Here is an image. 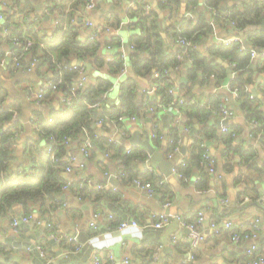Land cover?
I'll list each match as a JSON object with an SVG mask.
<instances>
[{"label":"crops","instance_id":"obj_1","mask_svg":"<svg viewBox=\"0 0 264 264\" xmlns=\"http://www.w3.org/2000/svg\"><path fill=\"white\" fill-rule=\"evenodd\" d=\"M85 1H0V95L2 99L0 106L13 104L16 108L11 115V121L7 123L8 126H13V130L17 132L13 143V160L9 168L11 179L20 177L17 173L21 169H28L33 161H38V150L40 151L46 145V139L38 134L35 112L40 110L46 115L49 110L58 109L65 97L57 89L50 91L46 99L44 97L43 102L41 101L39 104L36 102L35 94L44 84L50 82L52 71L47 66L32 64L34 58H31L29 53L24 54L18 60L19 65H17L13 58L15 44L12 43L11 38L19 39V36L16 35L18 32L25 34L26 23L32 24L38 36H42L51 34L54 28L61 25L62 22L63 30L73 28L78 33V39L84 40L91 35V29L85 25L86 19L91 20L93 24H107L110 19L113 20V17L117 16L120 24L113 29V33L121 38L120 49L124 57V67L118 74L109 72L105 67H99L90 60L82 61L77 57L71 60V66L78 68L73 87L79 85L81 76L86 77L83 86L94 82L98 77L109 78L112 85L109 91L103 95L107 101L99 103L97 106L93 105L91 108V114L94 110L99 117L90 124V132L85 129L80 138L69 139L67 143L64 142V146L58 148L60 149L59 156L63 162L68 163L67 159L75 156V160L70 164L71 172H66L63 168L61 176L70 185L75 182L86 186L88 191L98 189L104 191H99L98 198L94 195L93 201H90L77 198L71 194L69 189L63 188V193L57 199V204L45 215L39 211V204L35 203L33 213L30 214L39 224L34 221L22 223L16 230H12L10 221L12 217L18 218L21 215L22 206L15 205L9 214L0 213V247L6 249L5 253L0 252V257L13 258L12 261H0L1 264H94V255L101 259V264H126L124 263L125 259H127V264H250L253 254L249 255L248 249L252 245L258 247L260 240H264V179L251 174L238 153L227 152V145L221 139L222 126L227 125L228 128L233 125L235 127L231 146L237 149L241 148L243 151L252 149L255 152L253 160L259 164H262L264 160V135H253L251 129L254 127L253 121L255 120L248 121L240 110L237 103L238 94L233 91L236 88L231 91L229 83L223 85L227 72L219 83L216 73L221 72L219 68H215L216 72L207 75L201 71L194 79L193 84L188 78L189 65L186 64V62L190 64L193 62L182 60L174 71L170 69L174 100L180 97V100L183 101L185 96L190 100L189 105L193 106L192 109L189 107L187 110L205 109L207 116L205 119H200L208 125L214 126L217 131V139L207 140L206 143L208 154L214 159V173H211L207 166L208 177L199 188L198 183L201 179L197 170H193L190 176L182 180L175 174V169L181 161H185L188 147L193 141L192 135L201 126V122L196 116L190 117L181 111L173 102L175 108L171 109H168L167 106L156 109L152 105L158 97L155 91L151 93L148 91L155 84L153 78H155L157 70H153L149 76H136L138 81L137 100L147 103L143 113L128 114L119 120L110 116L109 108L113 104L121 103L120 84L127 76L133 74L129 56L130 39L135 35H140L142 29L129 25L133 20H136L132 18L129 11L138 0H97L95 8L90 11L85 9ZM143 1L145 9L149 7V10L154 9L157 2L156 0ZM204 2L205 0H200L188 11L181 8L179 14L186 15L195 21L200 14L207 11ZM239 2L240 0H229L227 5ZM113 4H115L113 8L116 10L112 9ZM53 6L54 11L52 10ZM123 6H126L124 21L121 20L117 12ZM157 14L159 26L163 28L169 26V13L160 10ZM207 14L209 18V11ZM12 22H15L16 28L11 26ZM122 23L128 27L127 35L130 36L128 42H126V36L119 35L118 28ZM211 25L213 31L208 33L200 44V50L207 56V62H209V58L213 59L214 57L209 55V48L220 39L235 34L232 29H226L223 25H214L213 22ZM13 29L18 31L15 35L11 34ZM237 34L240 35V33ZM108 35L106 33L102 37L107 38ZM161 35L166 37L164 30ZM124 45L127 48L124 49ZM117 50V48L106 46L105 61L112 60L113 54ZM74 59H79L81 64L76 65L73 62ZM214 59L222 64L225 70L228 67L234 72L233 64L231 65L219 57H214ZM84 63H89L90 68L87 69ZM29 66L31 68L28 70ZM183 77L186 78V81H181ZM262 85H264L263 72L255 75V79L248 89L250 93L252 89H255L262 94L264 90ZM215 97H219L220 103L234 113L232 120L226 124H218L221 117L217 113L218 106L212 104ZM260 102V108L264 111V99H261ZM42 105L48 110L42 109ZM149 107L155 109L154 117L160 122L162 131L167 134L168 129L175 126L180 133V151L174 154L171 159L168 158L165 150L168 142L149 137V123L153 118L151 112L147 110ZM105 111H107L106 114L100 116ZM24 115L25 118H23ZM131 117H136V119L133 120ZM86 138L91 143L88 154L81 152ZM134 138L137 141L148 140L162 158L172 162L169 176H166L151 160L146 149L139 143L132 142ZM100 142L104 145L100 146ZM181 147H184V153L181 152ZM30 148L36 150L31 152ZM117 149L126 156L128 153L134 152V149L145 153L147 157L143 160L139 157H132L126 168L131 169V174L140 180L145 178L147 173L160 177L161 184L167 183L171 193L165 195L163 191L156 189H152L150 193L147 188L134 183V178L128 177L130 180L121 182L119 178L125 168L121 164L122 156L116 154L115 150ZM51 152L53 153L52 150ZM110 172H114L118 182L116 185H113L105 177ZM140 183L143 184V182ZM247 184L249 189L245 193ZM165 203H169L168 206H165ZM83 205H87L88 208L84 209ZM160 213H166L170 217V221L161 228H154L155 216ZM198 213L204 217V221L199 226L205 237L198 248L191 249L188 231L176 217L184 219L183 216H186L188 219H193L198 216ZM129 219H134L137 225L118 229V224L122 220ZM225 221H230L232 227L234 226L239 232L250 231L255 226L256 236L234 241L228 230L221 228L220 233H214L209 227L212 222L222 225ZM47 222L53 223L56 230L62 234L77 236V242L67 243L68 246L65 249L61 246V240H54L49 235L46 237L44 234L47 226L44 223ZM91 223L94 226H91ZM81 234L87 237L84 242L79 239ZM32 235H34L33 240L30 239ZM9 236L17 240H30L34 249L14 247L4 241ZM77 247H79L78 250H76ZM110 256L113 257V261L110 260Z\"/></svg>","mask_w":264,"mask_h":264},{"label":"trees","instance_id":"obj_2","mask_svg":"<svg viewBox=\"0 0 264 264\" xmlns=\"http://www.w3.org/2000/svg\"><path fill=\"white\" fill-rule=\"evenodd\" d=\"M155 8L150 9L145 13V2L138 0L136 5L129 11L133 16V20L129 25L141 27L142 32L140 35L131 37V51L130 62L133 74L120 84V99L121 103L113 104L110 110L111 118L115 120L121 119L128 114L136 113L137 115L143 113L146 109V101L137 100L138 81L136 76H149L153 70H157L159 75L154 79L157 84L155 94L158 97L152 105L158 109L160 106H168L172 102L175 103L181 111L187 113L190 117L196 116L201 122V126L196 129L192 135V143L188 147L187 154L184 158V165H177L176 169L182 173L180 179L185 180L190 176L193 170H197L200 176L198 187H202V183L207 179V159H203V154L207 151V140L217 139L216 129L214 126L208 125L204 120L207 114L205 109L187 110L193 108L190 100L184 96L183 101L180 103V97L174 100L173 94L169 93V89L173 86L171 72L180 65L181 60L177 59V54L184 48V45L178 43L179 37L184 38L190 42V45L185 46L187 53L193 59V63L187 70L188 78L193 82L201 71L210 74L216 72L215 68L221 70L217 73V80L220 83L221 78L226 76L225 67L215 61L214 57L222 58L229 63L235 64L233 67L234 75L229 82L231 89H237V103L240 110L244 113L248 121L256 120L257 125L252 127L251 132L253 135H264V111L260 108V100L258 97H250L249 85L253 83L255 75L264 73V54L259 55L255 62H252L250 51L251 49L264 50V26L262 20L264 18V0H240L238 4L227 5L229 0H205L206 13L200 14L195 21H192L188 16L179 14L182 8L188 11L193 5L199 3L200 0H156ZM134 9V10H133ZM54 11V6L53 9ZM163 10L169 13L170 22L169 26H159L158 11ZM209 11V18L207 12ZM223 25L226 29H232L234 33L241 32L240 36L243 39L244 47L240 43L234 42L230 45H225L221 42L214 43L209 48V55L214 56L213 59L209 58L200 50V44L204 37L213 31L211 25ZM119 18L113 17L109 20L107 25L112 28L119 26ZM11 26L16 28L15 22ZM114 26V27H113ZM63 24L58 25L51 34L38 36L34 31L33 25L26 23L25 34L19 33L13 29L12 35L18 32L19 45H15L14 55L22 58L26 53H29L31 58L37 59V64L42 67L47 66L52 71L50 82L56 84V90H60L63 95L70 97L69 103L61 102L58 109H51L46 115L37 110L38 134L46 139V145L40 151L38 161H33L28 169H21L17 174L18 178L11 179L10 164L13 160V126H8L7 123L11 121V115L15 111V106H0V213L4 212L9 214L15 205L22 206V213L28 215L33 213L35 203L39 204V211L45 215L49 210L57 204V199L63 193V185L66 180L61 176V171L67 163L62 161L59 156L60 147L64 146L65 138L74 139L84 134V130L88 129L90 132V124L95 121L99 115L95 114L91 108L98 103H105L107 100L103 98L105 92H108L112 82L109 78L98 77L94 82L84 85L72 93L70 88L75 82L77 69L71 66V60L75 57L82 61H91L99 67H105L109 72L118 74L124 67L123 52L120 47L122 46L121 38L114 34L113 31L107 38L102 37L106 32L101 31L97 36L92 39L79 40L78 33L75 29L70 28L63 30ZM165 31L166 37L164 38L161 33ZM239 35V34H238ZM31 38L33 44L24 49L25 41ZM106 46L109 48H117L114 52L113 58L110 61H105L107 54L104 52ZM224 68H222V67ZM108 67V68H107ZM225 70V71H224ZM186 90V88H184ZM47 90L41 99L43 102L44 97L50 93ZM262 91V89H261ZM262 95L264 96V90ZM0 95V103H1ZM40 101V102H41ZM220 98L215 97L212 100L214 106H218ZM107 111L102 112L100 116H104ZM190 126V125H188ZM168 137L171 142L167 143L166 154H168L180 139V133L177 128L170 127L168 129ZM235 127L230 125L225 132H222L221 139L227 145V152L239 154L243 164H246L251 174L264 179V160L259 164L253 160L255 152L252 149L242 150L241 148H233L232 134ZM160 130H155V138H158ZM264 144V140H263ZM104 143L100 142V146ZM51 146L52 151H48L47 147ZM35 148H30L34 152ZM116 154L121 155V164L125 168L119 180L125 181L129 178L137 179L140 182L149 183L151 189L163 191L165 195L171 193L167 183L161 184V178L147 173L146 177L139 179L131 174V169L126 168L128 162L132 157H139L145 159V153L134 149V152L123 154L119 149L115 150ZM53 155V157H52ZM209 158H212V156ZM213 159V158H212ZM214 160V159H213ZM130 180V179H128ZM77 183H69L68 189L71 194L77 198H84L93 201L92 197L95 195L98 198V192L104 190L88 191L86 186ZM249 187L247 184L245 193ZM13 215V214H12ZM184 220L189 223H196L197 217L188 219L183 216ZM238 229L232 227L228 231L230 235L237 232ZM56 228L47 227L45 229V236L55 232ZM239 231V230H238ZM44 236V238H46ZM68 242L65 239L61 240V246L66 249ZM42 246V245H41ZM264 240H260L259 246L253 252L254 257L264 255ZM0 252L5 253L6 249L0 247ZM101 261V259H100ZM249 262V259H248ZM1 264V262H0Z\"/></svg>","mask_w":264,"mask_h":264},{"label":"built area","instance_id":"obj_3","mask_svg":"<svg viewBox=\"0 0 264 264\" xmlns=\"http://www.w3.org/2000/svg\"><path fill=\"white\" fill-rule=\"evenodd\" d=\"M0 1H2V0H0ZM161 1H163V0H161ZM96 4H97V0H86L85 1V9L90 11V10L95 8ZM148 12H149V7H146L145 13H148ZM85 25L91 29V33H90L91 35H90L89 39L94 38L101 31L109 33L111 31H113V29H114L111 26H109L107 24H104V23L103 24L102 23L93 24V22L91 20H89V19H86ZM11 40H12V43L15 44V45H19L20 44L19 39L16 38V37H12ZM33 42H34L33 39L28 38L25 41V44H24L25 48L24 49L25 50L28 49L33 44ZM219 42H221V43H223L225 45H230V44H232L234 42H238V43L241 44L242 47L245 46V45L243 46L244 43H243L242 37L240 35H238L237 33L236 34H232L230 36H227L226 38L220 39ZM178 43L181 44V45H184V48L177 54V56H176L177 59L181 60V61L182 60H187L189 62H193L192 57H190L188 55L187 48L185 47L187 45H190V42L186 41L182 37H179ZM262 54H264V50L251 49L250 56H251L252 62H255L256 58L259 55H262ZM13 58H14L15 63L17 65H19L18 57L14 56ZM34 63H37V59L36 58H34L33 61H32V64H34ZM232 67H235V64H233ZM29 68H31V66L28 67V70H29ZM158 75H159L158 72L155 73V77H157ZM233 75H234V72H232V77H233ZM212 76H214V74H212ZM85 80H86V77L85 76H81L80 81H79V85L75 86V87L72 86L70 88L71 92L75 93V91L79 87L83 86ZM262 87L264 88V85H262ZM156 88H157V84L155 83L148 92L149 93L154 92L156 90ZM47 90H51V91L56 90V84L48 82V83H46V84H44L42 86L40 91L37 94H35L36 102L38 104L41 103L40 101L43 98V96H44V94H45V92ZM230 90L232 91V89H230ZM233 91L237 94V89H233ZM173 92L174 91L170 88L169 89V93L172 94ZM250 97L252 98L253 95L250 94ZM63 101L69 103L70 97H66L65 96L63 98ZM179 102L181 103L182 100H179ZM95 105L97 106V105H99V103H96ZM167 107H168V109H171V108H175V105L173 103H171L170 106H167ZM147 110H148V112H151L150 114L153 116V118L150 120V123H149V127H150L149 137L150 138H155V130L159 129L160 130V134L158 135V138L160 140L171 142L172 141L171 138H169L168 135L164 131H162V129L160 128V122L154 117L155 116V109L153 107L152 108L149 107V108H147ZM217 113H219V115L221 117V121L225 120L227 123H228V121L232 120V117L234 115L233 111L228 109L227 107H225L222 103L218 104ZM131 119L135 120L136 117H131ZM33 120H36V118H33ZM256 125H257V121L255 120V121H253V126H256ZM37 129H38V127H37ZM226 130H227V125L222 126V131L225 132ZM187 131H189V129H187ZM16 137H17V132L13 131V139H15ZM64 142L67 143V139L66 138H65ZM90 148H91V143L86 138L85 142H84V145H83V147L81 149V152L84 153V154H88ZM47 150L51 151L52 150L51 146H48ZM179 151H180V144H179V141H178L176 143V145L173 147V149L168 153V158L171 159L173 157V155L176 154V153H179ZM52 157H53V155H52ZM203 159H207V161L209 162L207 164L208 170L211 173H214V160L212 158H209L208 151H205V153L203 154ZM74 160H75V156H72V157H70V159H67L68 163L65 166V171L66 172H71L72 168H71L70 164L73 163ZM180 164L184 165L185 162L181 161ZM175 174L178 177H182V173L179 172L177 169H175ZM133 182L136 183L137 185H141L142 187L147 188L150 193L152 192V189H151L149 183L141 184L140 181L137 180V179H134ZM68 186H69V182H66L63 188L64 189H66V188L68 189ZM244 199L246 200L247 198L245 197ZM168 204L169 203H165L164 205L168 206ZM95 216H97V214H95ZM155 217L156 218H155V221L153 223V227L154 228H161L164 225L168 224L169 221H170V217H168L166 215V213H160V214L156 215ZM176 219L179 222H181L182 225L187 229V231H188V239L190 241L191 249L198 248L201 245V243L203 242L204 237H205L203 232H202V230L200 229V226H199V224H201V222L204 221L203 215L201 213H198V216H197L195 224L186 222L184 219L179 218V217H176ZM31 221H34V222L38 223L37 221H35L33 219V216L31 214H28V215L21 214L20 216H18V218L12 217L10 223H11L12 230H16L17 227L19 226V224L29 223ZM44 225L49 227V228H52L53 226H55L51 222L44 223ZM136 225H137V223H136V221L134 219L122 220L118 224V229H125L127 227L136 226ZM91 226H94V224L91 223ZM209 227H211V229L213 230L214 233H220L221 232V228H223L225 230H228V231L231 230L232 229V223L230 221H225V222L222 223V225H219L218 223L212 222V223L209 224ZM256 232H257V229H256L255 226H253V228L250 231L233 232L232 233V239L234 241H239L241 239H249V238L255 237L256 236ZM49 237L54 239V240L65 239L68 242H72V243H76L77 242V236L62 234L58 230H56L55 232L50 233ZM78 249H79V247L76 248V250H78ZM255 249H256V246L252 245L248 249L247 253L249 255H252ZM109 258H110L111 261L114 260L112 256H110ZM93 263L94 264H101L100 259L98 258L97 255L93 256ZM124 263L127 264V259L124 260ZM250 264H264V255H260V256H256V257H254V255H253V258L250 261Z\"/></svg>","mask_w":264,"mask_h":264},{"label":"water","instance_id":"obj_4","mask_svg":"<svg viewBox=\"0 0 264 264\" xmlns=\"http://www.w3.org/2000/svg\"><path fill=\"white\" fill-rule=\"evenodd\" d=\"M194 13H196V12H194ZM263 26H264V20H263ZM240 34H241V32H239ZM245 45H247L246 44V42L244 41L243 42ZM125 48H127V46L126 45H124V49ZM76 65H80L81 64V61L79 60V59H74V61H73ZM89 63H84V66L87 68V69H89L90 67H89V65H88ZM186 64L187 65H189V66H191V64L190 63H188V62H186ZM226 70H227V76L224 78V80H223V85L225 86V85H228V83L230 82V80L232 79V70L230 69V68H226ZM181 81H186V78L185 77H183L182 79H181ZM251 93H252V95H253V97H258V98H261V99H264V96L261 94V93H259L258 91H256L255 89H252L251 90ZM41 108L42 109H45V107H43V105L41 106ZM40 108V109H41ZM105 108V107H104ZM45 110H48V108H46ZM171 113V112H170ZM169 113V114H170ZM218 124L220 125V124H226V121L224 120H222V121H220V123L218 122ZM194 130V129H193ZM132 142L133 143H135V142H137V143H139L144 149H146L147 150V152L149 153V155H150V158H151V160L153 161V162H155L156 164H157V166L159 167V169H161L163 172H164V174L166 175V176H169L170 174H171V167H172V162L171 161H169V160H166V159H164V158H162L161 157V154L159 153V152H156L155 151V149L153 148V146L149 143V141L148 140H144V141H137V140H135V138L132 140ZM181 152L182 153H184V147H181ZM105 177L113 184V185H116L118 182H117V180H116V178H115V175H114V172H110L109 173V175H105ZM83 208L84 209H87L88 208V206L87 205H83ZM69 233H70V231H69ZM33 236L34 235H32L31 236V240H33ZM86 236L84 235V234H81L80 235V237H79V239L82 241V242H84L85 240H86ZM4 241L5 242H7V243H10L11 245H13L14 247H16V248H19V247H27V248H30V249H34V245H33V243L30 241V240H27V241H23V240H17V239H15V238H13L12 236H9V237H7V238H5L4 239ZM13 260V258L12 257H7V256H2V257H0V261H12Z\"/></svg>","mask_w":264,"mask_h":264},{"label":"rangeland","instance_id":"obj_5","mask_svg":"<svg viewBox=\"0 0 264 264\" xmlns=\"http://www.w3.org/2000/svg\"><path fill=\"white\" fill-rule=\"evenodd\" d=\"M113 6H115V4L112 5V9L116 10L115 8H113ZM126 6L120 7V9L117 11L119 13L120 18H121L122 21H124L126 19V17H125L126 16L125 15L126 14ZM127 28L128 27L124 23H122L120 25V28H119V35L126 36V42H128V40L130 38V36L127 35ZM129 29L130 30H135L134 28H129ZM126 42H124V44H126ZM23 118H25V115L23 116Z\"/></svg>","mask_w":264,"mask_h":264}]
</instances>
